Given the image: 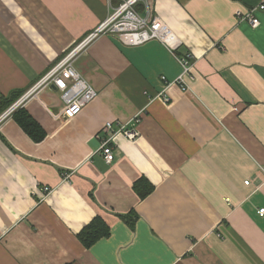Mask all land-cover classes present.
I'll use <instances>...</instances> for the list:
<instances>
[{
    "label": "crops",
    "instance_id": "obj_1",
    "mask_svg": "<svg viewBox=\"0 0 264 264\" xmlns=\"http://www.w3.org/2000/svg\"><path fill=\"white\" fill-rule=\"evenodd\" d=\"M124 1L0 0V264H264V0H140L174 50L99 35L72 60L97 93L77 117L52 86L10 111ZM108 122L138 134L110 164Z\"/></svg>",
    "mask_w": 264,
    "mask_h": 264
},
{
    "label": "built area",
    "instance_id": "obj_2",
    "mask_svg": "<svg viewBox=\"0 0 264 264\" xmlns=\"http://www.w3.org/2000/svg\"><path fill=\"white\" fill-rule=\"evenodd\" d=\"M140 0H126L118 5L110 15L82 42H80L70 53L57 62L44 76H42L31 89L12 106L13 110L19 104L28 98L37 90L52 86L61 94V100L64 107V116L66 118L77 117L82 110L92 102L96 97V91L91 85L74 69L72 60L75 55L99 35H115L121 43L126 46L136 47L143 45L151 40H157L170 50H174L176 39L171 31L160 21L154 17H140L134 11L135 5ZM261 10L264 6L260 7ZM249 24L252 27L258 25V20L253 13L248 17ZM182 73L174 81L182 91L186 90V78L190 77L191 65L187 60H181ZM164 102H168V98L164 93L160 95ZM137 121V120H136ZM103 133L106 135L101 141L100 152L106 164L112 163L114 155L112 152V140L117 134L123 135L129 140L137 138L138 134L126 126L120 125L117 130L108 122L103 127ZM68 175L64 174V179ZM244 184L248 185V182ZM49 188H44V192H48ZM260 215L264 210L259 211Z\"/></svg>",
    "mask_w": 264,
    "mask_h": 264
},
{
    "label": "trees",
    "instance_id": "obj_3",
    "mask_svg": "<svg viewBox=\"0 0 264 264\" xmlns=\"http://www.w3.org/2000/svg\"><path fill=\"white\" fill-rule=\"evenodd\" d=\"M19 122V121H18ZM20 126L23 128V130L34 140L38 139L37 131L35 130V125L30 120L28 116L23 117L20 120ZM149 190L147 191L145 188L143 191H141V194L145 196L148 194ZM125 218V217H124ZM134 218V217H133ZM127 223H131V219H127ZM96 222V223H95ZM93 226L87 227L83 229L78 234V239L80 242L86 246L90 247L97 239L108 236V229L107 227L100 221H95Z\"/></svg>",
    "mask_w": 264,
    "mask_h": 264
},
{
    "label": "rangeland",
    "instance_id": "obj_4",
    "mask_svg": "<svg viewBox=\"0 0 264 264\" xmlns=\"http://www.w3.org/2000/svg\"><path fill=\"white\" fill-rule=\"evenodd\" d=\"M65 175H68V173L67 174L65 173ZM68 178H69V176L66 179H68Z\"/></svg>",
    "mask_w": 264,
    "mask_h": 264
}]
</instances>
